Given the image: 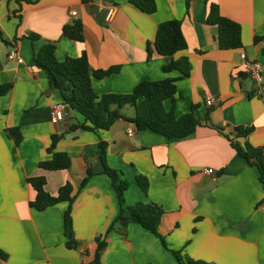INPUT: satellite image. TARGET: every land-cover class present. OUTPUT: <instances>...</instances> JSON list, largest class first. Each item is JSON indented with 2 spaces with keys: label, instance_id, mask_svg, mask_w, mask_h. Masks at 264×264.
Returning <instances> with one entry per match:
<instances>
[{
  "label": "crops",
  "instance_id": "crops-1",
  "mask_svg": "<svg viewBox=\"0 0 264 264\" xmlns=\"http://www.w3.org/2000/svg\"><path fill=\"white\" fill-rule=\"evenodd\" d=\"M156 12L146 14L130 0H39L22 5L23 19L13 12L16 0H0V86L11 88L0 95V264H96L100 242V264H180L179 251L187 260L208 264H264V187L260 172L240 157L226 133L253 127L247 141L264 148V98L246 74L241 55L257 60L264 76V0H155ZM211 4L242 28V47L222 50L218 28L209 25ZM115 14L107 20L108 10ZM77 12L72 16V12ZM83 23L84 41L63 36L62 29L73 20ZM179 20L188 48L175 58L190 62L189 76L178 70L165 72L170 57L154 49L160 23ZM29 34L40 39L32 42ZM47 42L56 43V58H78L86 52L93 70L117 68L102 79L93 78L98 96L130 94L143 81L176 79L175 101H164L176 118L198 106L201 124L188 137L168 138L150 129L138 130L128 119L111 129L71 130L84 118L66 105L58 90L49 87L47 74L33 62ZM153 55L148 59L147 46ZM17 48L22 62L8 55ZM264 86V83H263ZM213 101L208 106L206 100ZM65 105L64 117L55 122L53 111ZM128 111V113H125ZM210 111L209 121L204 120ZM127 118L135 110L121 109ZM88 124V123H87ZM134 127L135 132L128 134ZM21 135L17 145L9 130ZM61 137L53 152L54 137ZM106 142L107 165L129 182L121 205L111 178L98 173L100 142ZM54 152L71 158L69 169L50 171L39 163ZM213 168L215 174L203 172ZM87 171L95 174L87 177ZM149 183L144 192L137 177ZM32 177L46 179L45 190L57 196L70 183L75 248L67 246L64 213L67 203L38 211L31 207L36 191ZM137 202L155 203L164 216L161 232L167 247L152 232L132 220L121 219L124 208Z\"/></svg>",
  "mask_w": 264,
  "mask_h": 264
},
{
  "label": "trees",
  "instance_id": "trees-1",
  "mask_svg": "<svg viewBox=\"0 0 264 264\" xmlns=\"http://www.w3.org/2000/svg\"><path fill=\"white\" fill-rule=\"evenodd\" d=\"M39 0H16L18 9L13 15L18 19V26L21 23L22 5L34 4ZM90 2L92 0H84ZM130 3L146 14L156 12L155 0H130ZM209 25L218 28L217 40L222 50L240 49L242 47V28L240 24L223 16L216 4H211L207 17ZM63 36L76 42L84 41L83 23L81 20H73L63 26ZM32 42L40 37L37 34H29ZM0 39L9 44L3 33L0 31ZM155 51L171 61L164 67L165 72L178 70L182 77L189 76L191 69L187 58H175V56L188 48L187 41L182 32V23L179 20H170L160 23L156 30L154 41ZM148 59H151L153 50L151 45L147 46ZM35 66L44 70L47 74L49 87L52 90H58L66 105L74 108L85 120L84 124H75L71 130L78 129L89 130L97 133L98 131H107L120 119H128L135 124L138 130L150 129L158 134L168 138H185L193 134L196 128L201 124V116L198 113V106L192 105L191 111L180 118H176L173 109L166 111L164 101H175L177 92L176 79H163L157 81H143L139 83L130 94H105L98 96L93 88V78L102 79L116 73L117 68L108 70H93L90 67L86 52L78 58L67 57L64 61H58L56 58V43L47 42L35 54L33 60ZM11 88L10 84L0 86V95L5 94ZM130 105L135 110L133 118H127L121 112V109ZM210 111H208L204 120L209 121ZM88 123V124H87ZM213 128L223 134L237 151L240 157L244 158L250 165L256 166L260 172V180L264 187V148L254 147L247 138L253 131V127L235 128L233 134L226 133L222 126L214 125ZM9 134L14 136L15 143L18 145L21 141V135L18 130L11 129ZM61 137H54L53 145L49 152H53L57 142ZM107 145L106 142H100L98 151V162L100 170L98 173H104L111 178L112 185L118 194L120 204L124 202V194L129 188V182L121 178L120 173L111 169L107 165ZM72 161L65 152H54L50 160L39 163L40 168L50 171L66 170L71 167ZM95 174L93 171H87V177L82 182L81 188L86 184L89 177ZM137 182L144 192H147L149 183L146 177L138 176ZM29 183L36 191V198L31 202V207L38 211H44L46 208L58 203H67L68 208L64 213V229L68 238L67 246L75 248L76 240L73 232L72 205L75 196L73 195V186L70 183L62 186L57 196H51L45 190L46 179L44 177H32ZM122 209L121 219L132 220L139 223L143 228L152 232L160 239L162 244L167 247L165 236L161 232V223L164 216L162 207L155 203L137 202L126 208L127 215ZM105 241L98 245L95 263H99L101 251L105 247ZM174 255L180 264H208L206 262L185 260L179 251H174ZM0 257L7 258L5 253L0 252Z\"/></svg>",
  "mask_w": 264,
  "mask_h": 264
},
{
  "label": "built area",
  "instance_id": "built-area-1",
  "mask_svg": "<svg viewBox=\"0 0 264 264\" xmlns=\"http://www.w3.org/2000/svg\"><path fill=\"white\" fill-rule=\"evenodd\" d=\"M115 8L111 7L108 10L107 13V20H110L111 17L115 14ZM77 12L73 11L72 12V16H76ZM8 58L11 60H17L18 62H22V59L18 56V50L17 48H12V50L10 51ZM242 58V62H243V66H244V70L246 72V74H248L256 83L258 89H257V94L262 96L264 98V76H263V67L262 65L257 61V60H253L247 57L246 54H242L241 55ZM206 103L208 106H211L213 104V101L208 98L206 100ZM64 110H65V105L61 104V105H57L54 108L53 111V120L55 122L60 121L63 119L64 117ZM128 134L132 135L135 132L134 127H131L128 129ZM203 172L205 174L208 175H214L215 174V170L213 168H205L203 170Z\"/></svg>",
  "mask_w": 264,
  "mask_h": 264
},
{
  "label": "rangeland",
  "instance_id": "rangeland-1",
  "mask_svg": "<svg viewBox=\"0 0 264 264\" xmlns=\"http://www.w3.org/2000/svg\"><path fill=\"white\" fill-rule=\"evenodd\" d=\"M125 113H128V111H126Z\"/></svg>",
  "mask_w": 264,
  "mask_h": 264
}]
</instances>
